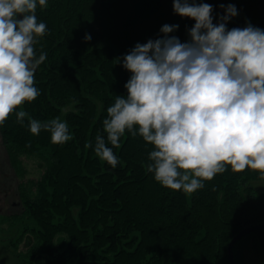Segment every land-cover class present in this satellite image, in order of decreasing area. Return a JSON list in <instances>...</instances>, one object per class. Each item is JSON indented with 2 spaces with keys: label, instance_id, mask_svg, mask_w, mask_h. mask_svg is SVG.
<instances>
[{
  "label": "trees",
  "instance_id": "1",
  "mask_svg": "<svg viewBox=\"0 0 264 264\" xmlns=\"http://www.w3.org/2000/svg\"><path fill=\"white\" fill-rule=\"evenodd\" d=\"M196 2L212 5L214 24L234 5L238 14L227 21L229 30L264 20V0ZM35 15L47 25L36 56L46 52L47 58L35 72L40 95L22 108L41 122L59 117L73 138L54 144L48 131L33 135L28 117L21 124L15 113L0 125L9 165L20 176V210L4 218L27 220L23 231L32 239L22 253L26 264H229L230 239L264 223L250 183L264 175L227 167L185 193L161 186L147 172L153 146L139 135L126 130L119 148L107 144L118 158L115 168L94 152L96 135L106 139L107 108L127 93L131 74L123 56L137 43L160 38L165 24L179 25L169 35L187 42L195 21L176 14L173 0H47ZM25 157L42 164L38 176L25 178ZM252 234L264 264V229Z\"/></svg>",
  "mask_w": 264,
  "mask_h": 264
},
{
  "label": "clouds",
  "instance_id": "2",
  "mask_svg": "<svg viewBox=\"0 0 264 264\" xmlns=\"http://www.w3.org/2000/svg\"><path fill=\"white\" fill-rule=\"evenodd\" d=\"M38 5L47 0H0V125L15 113L21 124L28 117L31 134L45 130L63 144L73 138L65 121L41 122L22 108L40 95L35 72L47 58L35 51L47 31L37 21ZM173 11L195 21L189 40L169 35L179 25L165 24L160 38L123 56L127 93L106 110V139L96 135V156L115 168L113 147L127 130L153 146L147 172L171 190L193 193L227 167L264 175V30L250 23L229 30L227 21L238 14L232 4L218 24L208 3L173 0Z\"/></svg>",
  "mask_w": 264,
  "mask_h": 264
},
{
  "label": "rangeland",
  "instance_id": "3",
  "mask_svg": "<svg viewBox=\"0 0 264 264\" xmlns=\"http://www.w3.org/2000/svg\"><path fill=\"white\" fill-rule=\"evenodd\" d=\"M24 167L25 178L36 177L42 164L32 157H25ZM19 179L20 176L17 177L9 165L0 136V264H26L22 253L32 239L28 232L23 231L27 220L11 222L4 218V214L20 210L15 191ZM250 183L264 212V180H252ZM234 249V258L239 264H263L259 239L252 233L236 242Z\"/></svg>",
  "mask_w": 264,
  "mask_h": 264
},
{
  "label": "water",
  "instance_id": "4",
  "mask_svg": "<svg viewBox=\"0 0 264 264\" xmlns=\"http://www.w3.org/2000/svg\"><path fill=\"white\" fill-rule=\"evenodd\" d=\"M254 27H261L264 26V20L256 21L251 24ZM264 229V223L256 224L252 226L245 227L237 232L228 242L227 245V259L229 264H237L234 258V251L233 247L235 246L236 242L243 236L253 233L257 230Z\"/></svg>",
  "mask_w": 264,
  "mask_h": 264
}]
</instances>
